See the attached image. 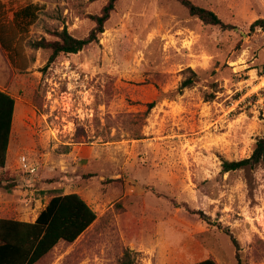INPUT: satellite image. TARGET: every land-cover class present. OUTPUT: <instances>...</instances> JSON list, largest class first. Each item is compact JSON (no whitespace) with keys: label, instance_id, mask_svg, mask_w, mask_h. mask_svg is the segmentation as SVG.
<instances>
[{"label":"rangeland","instance_id":"1","mask_svg":"<svg viewBox=\"0 0 264 264\" xmlns=\"http://www.w3.org/2000/svg\"><path fill=\"white\" fill-rule=\"evenodd\" d=\"M191 1L235 27L117 0L98 42L48 63L32 43L88 36L108 0H0V87L16 99L0 217L34 222L71 192L97 213L36 264H264V162L222 170L264 135V31H250L264 0Z\"/></svg>","mask_w":264,"mask_h":264},{"label":"trees","instance_id":"2","mask_svg":"<svg viewBox=\"0 0 264 264\" xmlns=\"http://www.w3.org/2000/svg\"><path fill=\"white\" fill-rule=\"evenodd\" d=\"M179 1L192 16L199 18L204 24L233 29L235 26L224 22L214 11L195 4L191 0ZM117 0H108L100 15L93 16L95 26L88 36L78 38L67 27L54 32V40L42 38L32 43L36 49L51 51L49 62L61 53L70 54L82 51L93 42H98L105 31V24L115 9ZM27 9V8H26ZM261 28L264 31V18L255 20L250 31ZM7 28L0 19V44L5 50L11 49L12 39L6 36ZM190 76L184 78L180 84V91L192 87L198 75L191 68ZM156 101L149 103L152 108ZM16 109V99L8 91L0 89V173L6 169L9 144ZM264 162V135L255 143L252 154L241 160L224 159L223 172L242 169H252ZM0 178V187L6 186ZM200 217H206L201 210H190ZM97 219L96 211L76 192L54 195L46 207L39 213L34 222L21 221L0 217V264H36L60 242H75ZM236 248L237 239L231 235ZM237 264H242L239 253L236 254ZM193 264H219L214 258H206Z\"/></svg>","mask_w":264,"mask_h":264},{"label":"crops","instance_id":"3","mask_svg":"<svg viewBox=\"0 0 264 264\" xmlns=\"http://www.w3.org/2000/svg\"><path fill=\"white\" fill-rule=\"evenodd\" d=\"M0 46H1V44H0ZM0 55H1V50H0ZM0 69H1V58H0ZM0 89H2V88L0 87Z\"/></svg>","mask_w":264,"mask_h":264}]
</instances>
